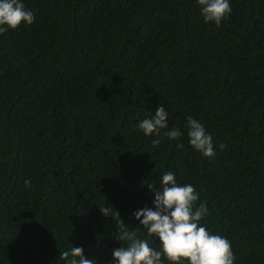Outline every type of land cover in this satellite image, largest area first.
<instances>
[{
  "label": "trees",
  "instance_id": "trees-1",
  "mask_svg": "<svg viewBox=\"0 0 264 264\" xmlns=\"http://www.w3.org/2000/svg\"><path fill=\"white\" fill-rule=\"evenodd\" d=\"M22 2L35 22L0 35V264H65L72 246L112 264L119 218L99 207L145 238L134 213L167 171L196 188L234 264H264V0H230L219 26L198 0ZM161 105L169 127L145 136Z\"/></svg>",
  "mask_w": 264,
  "mask_h": 264
},
{
  "label": "clouds",
  "instance_id": "clouds-1",
  "mask_svg": "<svg viewBox=\"0 0 264 264\" xmlns=\"http://www.w3.org/2000/svg\"><path fill=\"white\" fill-rule=\"evenodd\" d=\"M201 14L206 23L214 22L219 26L232 12L230 0H198ZM35 15L28 10L22 0H0V35L8 30H16L22 24L31 25ZM169 113L161 105L155 115L144 118L138 128L145 136H160L167 129ZM169 140H179L183 132L179 128L165 131ZM187 136L190 145L204 157L214 159L216 151L213 138L197 120H187ZM159 146L160 139L152 140ZM183 148V144H178ZM225 145L221 144L223 151ZM28 185L29 181H25ZM154 193L155 208H143L134 213L146 231V237L138 236L139 227L130 230L117 210L113 214L109 207H99L105 218L118 217V231L114 237L123 246L113 250L112 264H234L236 257L231 242L224 236L211 233L200 222L209 214L206 202H200V194L192 184L180 185L172 171L164 172L160 187L148 184ZM159 241L160 249L150 245V240ZM65 264H97L84 254L82 247L72 246L60 254Z\"/></svg>",
  "mask_w": 264,
  "mask_h": 264
}]
</instances>
